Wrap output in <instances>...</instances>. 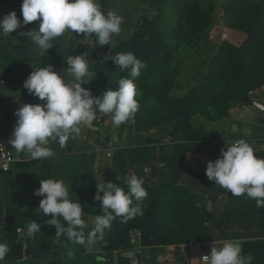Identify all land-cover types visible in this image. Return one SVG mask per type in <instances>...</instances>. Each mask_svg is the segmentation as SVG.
Listing matches in <instances>:
<instances>
[{
    "label": "rangeland",
    "instance_id": "obj_1",
    "mask_svg": "<svg viewBox=\"0 0 264 264\" xmlns=\"http://www.w3.org/2000/svg\"><path fill=\"white\" fill-rule=\"evenodd\" d=\"M98 2L105 12L112 10L124 18L121 33L113 37L115 47L118 46L116 52L131 51L147 65L140 77L135 80L141 93L137 97L140 108L135 122L114 126L110 116L99 114L102 123L105 120L110 122V135L113 137L117 135V143L120 136L122 138L126 134L134 142V137L128 134L133 131L138 136V140L136 138L138 142L141 137L148 139L143 134L157 136L158 131L159 133L167 131L171 137L179 141L206 140L211 137L207 130L227 117L232 109L246 105L249 100L248 89L257 81L254 77L256 75L253 72L254 67L262 70L264 68V0H98ZM258 15L261 16V21L250 31L252 22ZM66 36L68 38H64L65 45L68 47L76 45L80 47V51L89 54L86 59L92 61L90 66L99 60L108 46L97 45L95 34L84 36L82 33L74 32ZM242 47L245 65L241 67L243 72H240L235 49ZM116 52L107 56H112ZM105 62L111 70L95 71V76L91 80V91L94 96H102L108 89L104 88V81H109V88L116 89L120 77L128 76L127 70L122 71L121 76L115 75L114 71L121 69L111 59ZM197 88L206 89L207 97L199 106L198 113L189 117L184 111L185 106L179 102L187 99L192 90ZM62 153L65 157L73 156L69 147H64ZM98 158V165L95 161H87L98 169L99 179L111 177L115 180L121 177L118 170L112 173L103 170L102 155L99 154ZM118 161L115 156L114 170L120 166ZM41 169H44V166ZM99 171H103V174H99ZM36 174L37 172L35 176ZM48 175H56L54 168H49ZM41 179L39 174L38 181ZM65 183L69 184L68 181ZM69 186L74 189L71 191L82 208L88 204H95L96 215L102 214L101 202L94 200L97 186L89 191L83 190L84 194H78L76 191L77 188L81 191L86 186L82 182L76 183L77 187L70 184ZM166 190L170 192L171 189ZM149 194L151 196L147 202L139 204L142 215L145 210H151L156 200L157 193L154 189H151ZM75 196L72 198L75 199ZM183 198L185 208L182 209L181 215L177 212L170 218L166 211L173 198H169L165 208L159 209L161 221L154 228V231L158 232V228L162 227L161 232L157 233L159 242L169 241L171 236L172 239L177 238L174 233L179 231L181 237L193 243L203 239L209 227V219L203 215L202 228H190L189 222L185 219L194 213L192 207L194 199L192 200L189 194H183ZM197 209L201 210L200 216L204 214L201 208ZM199 223L194 224L198 227ZM199 231L201 233L198 235ZM152 233L151 229H146L144 238L147 241H150V238L152 240ZM50 242L52 254L49 257L35 260L28 254L24 260L11 264H101L95 261L93 256H110L101 246L100 249L97 248L95 254H88L86 249L83 251L84 247L72 244L65 237L60 240H57L56 236L51 237ZM69 249L74 251L73 258L66 255ZM125 251L131 257H138V262L140 259L143 260L142 264H151V260H154L152 250L148 251V255L147 251H140L135 246H130ZM119 252H114L113 262L110 264H117Z\"/></svg>",
    "mask_w": 264,
    "mask_h": 264
},
{
    "label": "crops",
    "instance_id": "obj_2",
    "mask_svg": "<svg viewBox=\"0 0 264 264\" xmlns=\"http://www.w3.org/2000/svg\"><path fill=\"white\" fill-rule=\"evenodd\" d=\"M21 5L22 0L4 3L0 6V18L15 11L18 19L22 21ZM36 24V21L30 22L7 37L0 34V142L9 143L17 121L14 113L22 104L44 103L23 87L33 68L46 67L50 64L54 71L63 75L68 67L67 57L83 53L76 45L62 49L58 37L53 40V48L47 51L45 57H38L36 45L27 36L19 35L20 32L31 30ZM13 38L19 43H15ZM62 50L64 51L61 54ZM91 63L90 60L89 65ZM81 86L91 90V81ZM97 114L99 116L100 113ZM100 120L99 118L90 126L81 125L80 133L68 141L65 147L70 148L72 157H65L62 153L63 148L56 142L48 145L55 155L47 159H31L27 153L15 151L16 161L12 171L6 175L0 174V242H6L9 247L8 254L0 264H11L27 257L25 233L31 220L40 223L41 229L54 228L47 224L51 214L44 215L38 210L43 197L33 194L40 187L39 174L42 179H63L72 187H77L76 183L82 182L86 186L81 191L77 188L78 194H84L83 190L89 191L102 181L103 178H98V169L84 158L87 155L88 158L92 157L95 160L96 165L99 164L98 154L94 153L101 142L99 136L106 139L111 133L110 122L106 121L102 127ZM207 131L211 137L201 141L173 140L167 131L162 133L158 131L157 136L143 134L148 139L141 137L139 142L134 131L128 133L134 137V142L127 134L122 138L120 136L116 154L120 166L114 170V162L103 159V170L107 172L109 170L110 173L118 170L121 177L103 180L123 186L127 185L129 177L135 174L143 179L144 184L151 186L165 184L186 189L197 196L199 205H202L208 214L209 227L201 241L214 243L239 240L243 253L251 254L253 257L252 264H264V208L256 207V201L246 195L232 197L230 192L208 180L205 174L207 162L215 161L220 156L221 148L226 149L228 144L241 138L254 147L256 156L264 158V116L248 105H242L232 109L227 117ZM115 137L117 139V135ZM43 166L44 169H41ZM49 168H54L56 175L49 176ZM99 174L102 175L103 171H99ZM94 205L88 204L83 208L89 221V228L94 227L96 215ZM129 243L131 247L147 251V255L152 250L154 260L158 264H200L198 254L189 247L190 244H195L193 242L148 248L142 245L141 231L133 229L129 233ZM97 248L100 249L98 240L93 250L86 252L95 254ZM118 254L130 256L125 250Z\"/></svg>",
    "mask_w": 264,
    "mask_h": 264
},
{
    "label": "clouds",
    "instance_id": "obj_3",
    "mask_svg": "<svg viewBox=\"0 0 264 264\" xmlns=\"http://www.w3.org/2000/svg\"><path fill=\"white\" fill-rule=\"evenodd\" d=\"M21 11L22 21L15 11L0 18V34L7 37L36 21L34 28L19 35L27 36L36 45V54L41 58L53 48V40L66 32L84 36L95 34L97 45H108L112 51L115 47L113 37L121 33L124 22L115 11L105 12L98 0H22ZM87 56V52L68 56V67L63 75L54 71L50 64L33 68L23 87L44 103L22 104L15 111L17 121L8 142L16 152L27 153L31 159L51 158L55 155L48 147L51 142L64 148L80 133L81 125L90 126L101 117L98 112L110 116L114 126L135 122L140 108L137 97L141 93L134 81L146 69L145 62L131 51L105 56V61L111 59L122 71L127 70L128 76L119 79L116 89L108 88L102 96H94L91 90L81 86L95 76ZM205 174L232 197L246 195L256 201V207L264 208V158L256 156L254 147L245 139L228 144L226 149L221 148L220 156L207 162ZM127 184V191L103 179L97 184L94 200L101 202L102 214L95 215L91 228L81 203L63 179H41L40 187L33 194L43 197L38 210L44 215L51 214L47 224L56 229L57 240L65 237L72 244L91 251L118 217L126 223L142 212L139 202L148 196L143 179L132 174ZM133 200L137 202L136 206H133ZM41 228L40 223L31 220L25 234L34 238ZM216 244L221 246H214ZM8 252V244L0 242V261ZM66 255L73 258L74 251L69 249ZM252 260L251 254L243 253L239 240H224L215 241L210 254L198 261L200 264H252Z\"/></svg>",
    "mask_w": 264,
    "mask_h": 264
},
{
    "label": "trees",
    "instance_id": "obj_4",
    "mask_svg": "<svg viewBox=\"0 0 264 264\" xmlns=\"http://www.w3.org/2000/svg\"><path fill=\"white\" fill-rule=\"evenodd\" d=\"M16 0H0V6H2L4 3H13ZM261 21V16L258 15L257 18H255V20L252 22V27L250 29V31L254 28L257 27V23ZM118 49V46L115 48H112L110 51L109 46L105 47V51L103 53V55L99 58L98 61H94V63L90 66V68L93 71H96L97 69H105L106 71L111 70V68L109 66H107L106 62H105V56H107L110 53H114L116 52ZM225 53V51H224ZM235 53H237L238 58H236L237 62H238V66H240V72H243V69H241V67H243L245 64H243L244 62V49L239 48V49H235ZM243 64V65H241ZM262 64H259V66H261ZM264 70V68H263ZM263 70L262 68H257L254 67L253 72L256 74L254 77L257 79V81L248 89V92L253 91L257 88H259L263 83H264V74H263ZM115 75L121 74L123 73L122 70H115ZM123 78L122 76L120 77V79ZM109 82V81H108ZM107 81H104L103 85L105 86L104 88H109L108 87V83ZM135 82V81H134ZM249 92V93H250ZM206 93V89L203 88H197V89H193L192 92L190 93L189 97L183 101H180L179 103L182 104V106H185V112L187 114H189V117L197 114L198 110H199V106H201V103L203 100L206 99L207 95H205ZM250 103V100L247 101L246 105ZM102 123V121L100 120V124ZM173 139H175L174 137H172ZM83 157V156H82ZM86 160L87 158L84 157ZM147 192H148V196L145 200L139 202V204L141 203H146L147 199L149 198V196H151L149 194V192L151 191V189H154L155 192L157 193L156 196V200L154 201V204L151 207V210H145V213L142 214H138L135 218L128 220L126 223L121 222V218H117L115 221H113L112 223V227L111 230H106L103 239H99L98 242L100 243V246L103 248V250L105 252L109 253V257H105V256H93V259L95 261H97L98 263H102L103 261L105 262V264H110L113 262V258H114V252L117 251H124V250H128L130 248V243H129V233L131 232V230L133 229H137L140 230L142 233V245L144 247H148V248H153L155 249L156 247H160V246H165V245H170V244H179V243H187V242H191L187 239H184V237H181V231L174 233L175 237L177 236V238L172 239L170 237L169 241H162L159 242L157 240L158 236V232H161L162 227L160 226L158 228V232L154 231V228L156 226V224L158 222H160V208H165L169 198H173V201L167 205V213L169 214V217L172 218L174 217V214L179 212V215H181L183 213L182 209L185 208V206L183 205V194L187 195L189 194V196H192V200L196 199L197 196L194 194H191L190 192H188L186 189L179 187V186H171V185H165V184H159V185H154L151 186L149 184H144L143 185ZM125 191L128 190V184L127 185H123L122 186ZM166 188L171 189L170 192H167ZM192 201V204H194V206H192L194 208V213H191L189 215V217H187L188 219H185V221L189 222V227L192 229H196V228H202L203 223H202V219H203V215L208 217V214L205 211V208L202 205H199V200L197 198V200ZM136 201L133 200V206H136ZM142 206V205H141ZM197 207L201 208L203 213L201 216L199 214V212L201 213L200 209H197ZM157 210V212H156ZM164 210V209H163ZM166 213V212H165ZM192 216H193V220H192ZM174 219V218H173ZM182 220V218H181ZM195 222H200L198 227L197 225H195ZM151 229L153 231L152 233V240L150 238V241H147L144 238V231L146 229ZM55 229V228H52ZM50 229V230H52ZM187 230V229H186ZM201 233L200 231L198 232ZM110 235V236H109ZM197 235V236H198ZM52 237V236H51ZM50 237V238H51ZM49 238V239H50ZM25 241L27 242L28 245V254H31L32 249L34 248V246L36 245L37 242V236H35L34 238H29L26 236ZM33 241V243L31 242ZM201 241V240H200ZM199 241V242H200ZM136 259H138V257H135ZM36 260V259H35ZM139 260V259H138ZM140 262L139 264H142ZM152 263L151 264H158L155 260H151Z\"/></svg>",
    "mask_w": 264,
    "mask_h": 264
},
{
    "label": "built area",
    "instance_id": "obj_5",
    "mask_svg": "<svg viewBox=\"0 0 264 264\" xmlns=\"http://www.w3.org/2000/svg\"><path fill=\"white\" fill-rule=\"evenodd\" d=\"M69 33L70 32H66L64 35L59 37V46L63 47L62 49L64 50L68 47V45H65L66 43L64 38L67 37L66 35ZM64 50L61 51V54ZM249 100L250 103L247 105L264 116V83L259 88L249 93ZM105 122L101 123L102 127L105 124ZM99 138H101L100 139L101 142L98 148L96 149V152L94 153L98 155L101 154L102 158L105 160L113 161L118 152V143L116 138L110 134L106 139L101 136H99ZM85 156L89 161H95L93 160L92 157L88 158L87 155ZM15 161H16V157H15L14 147L10 143H6L4 141L0 142V174H4V175L9 174L13 169V165ZM213 244L214 243L201 241L195 244H190L189 247L193 252H196L198 254L199 259H202L203 256L210 254V250ZM214 246H221V245L216 244Z\"/></svg>",
    "mask_w": 264,
    "mask_h": 264
},
{
    "label": "water",
    "instance_id": "obj_6",
    "mask_svg": "<svg viewBox=\"0 0 264 264\" xmlns=\"http://www.w3.org/2000/svg\"><path fill=\"white\" fill-rule=\"evenodd\" d=\"M56 234V230L41 229L37 235V242L32 249L31 256L33 259L49 257L52 254V246L49 238ZM117 264H137V259L127 255H120L117 258Z\"/></svg>",
    "mask_w": 264,
    "mask_h": 264
}]
</instances>
